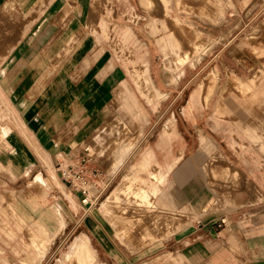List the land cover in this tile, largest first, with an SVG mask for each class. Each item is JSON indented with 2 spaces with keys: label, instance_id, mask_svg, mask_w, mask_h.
Wrapping results in <instances>:
<instances>
[{
  "label": "rangeland",
  "instance_id": "1",
  "mask_svg": "<svg viewBox=\"0 0 264 264\" xmlns=\"http://www.w3.org/2000/svg\"><path fill=\"white\" fill-rule=\"evenodd\" d=\"M9 60L33 71L41 102L47 81L64 73L48 154L28 173L15 145L31 139L0 99V264H62L80 233L101 264H160L162 238L225 214L240 218L264 262V0H0V64ZM165 125L172 146H184L198 203L181 187L171 192L163 172L131 192L122 183L144 152L162 159ZM203 138L225 168L193 162ZM60 164L83 169L88 203ZM150 181L156 191L143 201ZM38 223L47 236L61 225L39 262Z\"/></svg>",
  "mask_w": 264,
  "mask_h": 264
},
{
  "label": "crops",
  "instance_id": "2",
  "mask_svg": "<svg viewBox=\"0 0 264 264\" xmlns=\"http://www.w3.org/2000/svg\"><path fill=\"white\" fill-rule=\"evenodd\" d=\"M29 27L26 28V31ZM9 57V55H6L5 59H9ZM12 57L15 61L18 60V57ZM19 63L22 62L19 61ZM31 71L30 68H23L22 64L18 65V62L13 65L11 60L0 64V99L4 103L7 101L14 114L17 113L21 127L26 131V136L30 137L32 143L31 145L27 142L28 147L25 148L15 145L20 164L26 168L27 173L33 168V163H38L37 153L48 154V143H50L51 136L49 127L53 126L51 122L53 121L54 105L56 103L52 91L57 85L55 80L62 78L64 73L59 68L58 77L55 80L52 77L50 82L47 81L44 94H42L46 96V100L41 102L43 99L40 100L38 95H33L34 78ZM21 138L27 141L25 136ZM10 140L12 144L17 143V140L13 137ZM24 141L19 140L23 144ZM172 144L173 142L169 144L168 148L161 149V157L164 160L156 158L154 164L151 163L154 156L153 152L151 150L144 152L135 163L132 174L139 175L140 179L145 180L149 171L158 174L161 172L166 173L168 177L171 176V178L169 177L171 192L180 195L178 189L181 187L191 192V198L195 203H198L200 199L195 193L196 181L190 165L184 159V146L182 145V150L178 149V146H172ZM157 145L161 147V131L158 135ZM240 153L244 159H247L244 153ZM52 154L53 151H49V155L52 156ZM212 154L202 146V142L198 139L197 147L193 153V162L201 164L206 159H210V165L214 168L216 165L219 168H225L222 164L226 165V162L218 157L219 154ZM147 155H149L150 162L139 164L140 160ZM0 157L3 156L0 155ZM116 165L114 164V166ZM15 168L22 171L18 167ZM239 223L240 218L233 217L232 214L197 218L189 225V228L178 230L161 239L160 264H264L257 245L252 243L253 239L248 237L247 231ZM143 260L137 264H143V262L157 264L148 259ZM126 264H130L129 261Z\"/></svg>",
  "mask_w": 264,
  "mask_h": 264
},
{
  "label": "bare ground",
  "instance_id": "3",
  "mask_svg": "<svg viewBox=\"0 0 264 264\" xmlns=\"http://www.w3.org/2000/svg\"><path fill=\"white\" fill-rule=\"evenodd\" d=\"M176 47H177V44H176ZM175 52L178 53L177 51H175ZM179 60H181V58ZM141 92L144 95H146L145 93L148 94V91L145 92L144 89H141ZM197 95H198V93H197ZM150 98H152V97H150ZM6 102L7 101H5V103ZM189 104L190 105H193L194 104V101L190 102ZM132 105H133V103H132ZM172 122H173V120L172 119H169V120L166 121V124L167 125H170V124H172ZM2 134H6V132L5 131H2ZM171 139H172V132L169 131L168 128L166 127V125H165L164 128L162 129V132H161V149L168 148L169 144L171 143ZM201 142H202V146L206 150H210L211 149V143H210V141L208 139L203 138V139H201ZM119 156H120V154H119ZM149 160H150L149 159V155L144 156L140 160L141 162L139 164H146L147 162H150ZM118 162H120L119 159H118ZM148 177H152V179H154V181L156 182L158 180H161V178H163V174L162 173L155 174L153 171H149ZM137 181H140V177L136 176V174L126 176V177H124L122 179V183L124 184V186L126 187V189H129L130 192H131V189H132V185L134 183H136ZM122 188H123V186H122ZM156 188H157L156 184L155 183H152L150 181V183H149V189L142 191L139 194L140 198L143 201L147 200V197L150 194L154 193V191H156ZM147 191H150L152 193H150V192L148 193ZM51 212H54L53 209H51ZM48 216H49V213H48V210L46 209L44 211L43 215H42V218L43 219H46V218L48 219ZM34 226L37 228V230L36 231H33L32 245L34 246V250H35V253L37 255V258L36 259L39 262L41 260V258L46 253V250L48 248L49 240L52 239V237L55 235V233L57 232V230L60 228L61 225L60 224L55 225L54 226V229L51 231V233L49 234V236H47L48 232H47V229L45 228V226L43 225V223H38V226H36V225H34ZM39 229H42L44 231V233H46V235L45 234L38 235ZM121 235H123V234H121ZM38 238H40L39 241H38ZM28 258L29 257H27V263L28 264H33L32 263L33 259L31 258L29 260ZM95 259H96L95 258V252L91 248V245L89 243L88 236H86L84 233H80L72 241V244H71L68 252L66 253L64 260L62 261V264H101L98 261H96Z\"/></svg>",
  "mask_w": 264,
  "mask_h": 264
},
{
  "label": "built area",
  "instance_id": "4",
  "mask_svg": "<svg viewBox=\"0 0 264 264\" xmlns=\"http://www.w3.org/2000/svg\"><path fill=\"white\" fill-rule=\"evenodd\" d=\"M87 149L88 148H85V150ZM57 170L60 171L62 178L66 182H68L71 186L76 187L75 189H77L80 192L81 196L83 197L82 201L84 203H88V201H90L91 198V192H90L91 181L84 174L83 169L82 168L74 169L73 167H70L69 164L67 165L60 164V167H58Z\"/></svg>",
  "mask_w": 264,
  "mask_h": 264
}]
</instances>
